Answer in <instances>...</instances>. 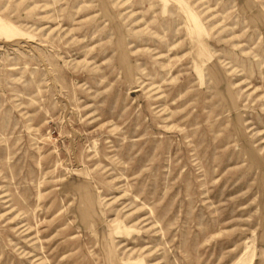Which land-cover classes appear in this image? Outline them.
<instances>
[{
	"label": "rangeland",
	"instance_id": "obj_1",
	"mask_svg": "<svg viewBox=\"0 0 264 264\" xmlns=\"http://www.w3.org/2000/svg\"><path fill=\"white\" fill-rule=\"evenodd\" d=\"M0 264H264V0H0Z\"/></svg>",
	"mask_w": 264,
	"mask_h": 264
}]
</instances>
